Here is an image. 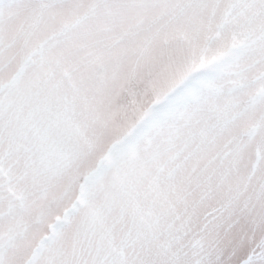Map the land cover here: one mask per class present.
Wrapping results in <instances>:
<instances>
[{"label": "snow or ice", "instance_id": "snow-or-ice-1", "mask_svg": "<svg viewBox=\"0 0 264 264\" xmlns=\"http://www.w3.org/2000/svg\"><path fill=\"white\" fill-rule=\"evenodd\" d=\"M0 264H264V0H0Z\"/></svg>", "mask_w": 264, "mask_h": 264}]
</instances>
